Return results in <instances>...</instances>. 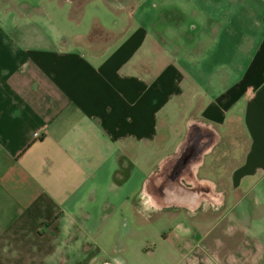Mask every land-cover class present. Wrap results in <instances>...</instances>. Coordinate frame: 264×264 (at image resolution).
Instances as JSON below:
<instances>
[{
    "label": "crops",
    "instance_id": "1",
    "mask_svg": "<svg viewBox=\"0 0 264 264\" xmlns=\"http://www.w3.org/2000/svg\"><path fill=\"white\" fill-rule=\"evenodd\" d=\"M52 1L76 28L103 19L39 45L0 15V264H111L107 247L115 264H264V12L247 37L179 0Z\"/></svg>",
    "mask_w": 264,
    "mask_h": 264
},
{
    "label": "rangeland",
    "instance_id": "2",
    "mask_svg": "<svg viewBox=\"0 0 264 264\" xmlns=\"http://www.w3.org/2000/svg\"><path fill=\"white\" fill-rule=\"evenodd\" d=\"M209 1L214 2V5L205 3ZM12 2V0H0V15L7 14L10 17L9 19L2 20V27L4 29L12 30L13 34H15L18 38L22 37L23 39H30L31 43H37L39 45L49 44L51 43V41L53 43L57 42L59 43V45H61L64 39L69 42V38L71 37V35L66 34V32H62L63 30L67 31L79 29L78 34L84 35V33L88 30V27L90 26L92 16L97 15L101 17V14L99 12H92L90 8L83 14H71L73 15L72 19H79V28H76L73 22L68 23L65 19L69 14L68 7L70 5L68 2H62L61 6L58 7L53 3L52 0H14V2H16L18 5L10 4ZM23 2L38 6V8L36 10H29V8H26L23 4V6L21 7V12H19L18 14L16 13L17 15L14 16L13 11H18L19 3ZM156 4L157 2L156 0H154V2L151 3V9L154 10L156 8ZM178 4L185 11L190 9V7L192 9L194 8V10L196 9V7H198V9H196L197 11H205L206 8L208 9L209 7H211V9H213L212 13L214 17H216V14L218 12L224 11L226 17L229 18V23H235L239 25V27H241V30L246 32L247 37L248 34L251 36V34L249 33L250 28H254L253 25H258V14L264 12V0H179ZM95 9H97V7H95ZM54 15L58 16L57 19ZM199 16L201 15L199 14ZM53 19L56 21L62 20L63 24L62 22H60L62 25L57 24V22L54 23ZM101 19L103 18L101 17ZM213 22L217 23L221 21H219L218 19H213ZM17 29H19V31ZM90 34L92 38L95 37L96 39H102V37L104 36L103 30L100 27L93 28ZM241 36L242 35H240V37ZM75 47L83 48L80 45H75ZM167 213L168 212L165 211L160 216V218L154 217V215L150 214V219H155L157 220V222L163 221V223L166 224V222L168 221L165 220H167L168 217L164 216H166ZM201 213L203 212L201 210H198L196 213H193V215H190L183 211L176 214V217L173 216L172 219L188 221L195 220L196 217H198ZM137 218L138 217L136 214L130 217L131 220H135ZM123 228L125 227H120L121 230H123ZM106 251L107 252L99 253L97 258H104L106 259L105 261H107V263L110 262L111 264H115L116 255L119 258H122L120 253L118 254V252H112V250L108 247ZM155 255L156 256L154 258H151L149 264H159V262L162 261L160 253L158 254L157 252Z\"/></svg>",
    "mask_w": 264,
    "mask_h": 264
},
{
    "label": "bare ground",
    "instance_id": "3",
    "mask_svg": "<svg viewBox=\"0 0 264 264\" xmlns=\"http://www.w3.org/2000/svg\"><path fill=\"white\" fill-rule=\"evenodd\" d=\"M208 146H209V143L206 144L204 148L202 147L203 150H202V148H201L200 151H199L198 153L201 154L202 152L206 151V150L208 149ZM201 150H202V151H201ZM196 155H197V154H196ZM196 155H195V157H196ZM198 160H199V159L196 158V160H195L196 162H195V163H198ZM191 181H193L194 185H198V186H199V185H203V186H205V184H206L205 181L196 182L194 179H192ZM153 202H154V201H153ZM155 203H160V201H157V200H156Z\"/></svg>",
    "mask_w": 264,
    "mask_h": 264
},
{
    "label": "clouds",
    "instance_id": "4",
    "mask_svg": "<svg viewBox=\"0 0 264 264\" xmlns=\"http://www.w3.org/2000/svg\"><path fill=\"white\" fill-rule=\"evenodd\" d=\"M144 207L145 208H148L149 207V202L148 201H144ZM116 264H120V262L117 261Z\"/></svg>",
    "mask_w": 264,
    "mask_h": 264
},
{
    "label": "built area",
    "instance_id": "5",
    "mask_svg": "<svg viewBox=\"0 0 264 264\" xmlns=\"http://www.w3.org/2000/svg\"><path fill=\"white\" fill-rule=\"evenodd\" d=\"M34 135H35V137L37 136H39V132H34Z\"/></svg>",
    "mask_w": 264,
    "mask_h": 264
}]
</instances>
